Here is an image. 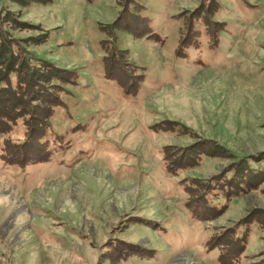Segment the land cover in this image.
<instances>
[{
  "label": "rangeland",
  "instance_id": "1",
  "mask_svg": "<svg viewBox=\"0 0 264 264\" xmlns=\"http://www.w3.org/2000/svg\"><path fill=\"white\" fill-rule=\"evenodd\" d=\"M129 1L0 0V264H264V0Z\"/></svg>",
  "mask_w": 264,
  "mask_h": 264
},
{
  "label": "trees",
  "instance_id": "2",
  "mask_svg": "<svg viewBox=\"0 0 264 264\" xmlns=\"http://www.w3.org/2000/svg\"><path fill=\"white\" fill-rule=\"evenodd\" d=\"M131 1L128 2L131 3ZM204 31V34H205V38L209 40H212L211 42L213 43V41L215 40V37H214V34H213V31L212 32H207V29L205 31V29L203 30ZM190 34L193 35L192 38L190 37H187V42L185 43H181V47H182V50L186 49V48H189V46H192L194 47L196 45V42L193 41V39H198L200 36L197 32H199V29L197 27H193L191 25V30H190ZM190 38V39H188ZM186 39L184 41H186ZM190 40V42H189ZM1 39H0V50L3 49L4 46H2L1 43ZM210 43V41L208 42V44ZM210 45V44H209ZM10 49L8 48V45H7V52H8V55L9 53L11 54V58H13L12 56H17V50H15V45L14 43L12 44L11 43V46H9ZM196 47V46H195ZM11 51V52H10ZM6 51H3V53H5ZM25 64V63H23ZM16 67L13 66V68H11L6 74L5 76L0 80V95L2 94H6L9 98H13L15 100H18L20 97L24 96V97H37L39 98V94H37V88H35V91L32 90V88L30 87L31 86V83H32V80H31V72H32V68H28L30 71L26 72V70L24 71L23 69L21 68H17L20 66V61L19 62H16L15 64ZM1 71V70H0ZM3 71H1L0 74H2ZM26 72V73H25ZM29 88V89H28ZM30 93V94H29ZM35 93V94H34ZM26 97V98H27ZM22 100V98H21ZM38 101V100H37ZM40 101V100H39ZM20 102V100H19ZM40 106L41 103L39 102L38 103ZM16 106V105H15ZM54 105H52L53 107ZM28 131V130H27ZM51 133H49L50 135ZM44 140L48 141L47 138H48V132H46V129L44 130ZM55 136V134L53 135ZM57 138V137H56ZM62 138L60 137V139L58 138V141L60 142ZM50 143H51V139H50ZM47 151V148L45 149ZM201 156V155H200ZM238 159H245V162L248 164L247 166V170H243L242 174H240V172H238V174L236 176L238 177H242V179L244 177H246V173L249 172V170H254V172H260V173H263L264 172V160L262 161H258V162H255L253 160L250 159V157H248V155H242L240 156ZM6 161V160H5ZM33 162V161H32ZM36 162H39V160H34L33 163H36ZM234 172H236L235 169H233L229 174H224L223 176L221 177H218V180H220L223 184H224V190L222 191L223 193L220 192V190L218 188H216V190L213 192V193H209L207 192L205 189V195L208 194V196H210L212 198V201L210 203V207L211 209H215V208H219L222 204L221 200L220 199H224L226 198V191L229 190L230 188L233 189V188H237L238 186L236 185L235 181H233V178H234ZM253 172V173H254ZM240 179V178H239ZM244 183H240L239 186H243ZM218 191V194H220V196L218 197L217 195H215V192ZM223 196V197H222ZM222 207V206H221Z\"/></svg>",
  "mask_w": 264,
  "mask_h": 264
}]
</instances>
